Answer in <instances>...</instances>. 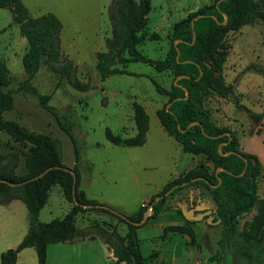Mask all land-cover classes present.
Returning <instances> with one entry per match:
<instances>
[{
    "label": "rangeland",
    "instance_id": "1",
    "mask_svg": "<svg viewBox=\"0 0 264 264\" xmlns=\"http://www.w3.org/2000/svg\"><path fill=\"white\" fill-rule=\"evenodd\" d=\"M134 1L137 3L139 0ZM217 1L151 0L148 32L157 33L159 39H146L138 46V50L153 59L165 58L171 44L169 35L173 24L188 13ZM22 2L32 16L52 12L60 20L55 57L53 60L43 57L41 68L32 82L41 93L52 94L49 103L72 124L80 152L78 162L71 138L56 118L40 105L38 96L31 92L16 91L25 75L22 58L28 44L8 8H0V57L9 68V88L15 92L14 106L3 117L55 138L59 142L64 164L68 167L77 164L78 173L87 182L90 195L127 214L133 213L144 200L154 196L169 179L183 171L193 157L196 158L182 150L178 141L162 127L157 116L158 109L168 107L169 97L157 91L153 79L170 88L175 80L172 72H159L154 66L143 62L118 63V67H126L132 74L118 73L101 79L96 67L97 53L108 51L110 43L119 37L117 25L111 20L112 0ZM224 47V77L227 82L235 84L236 91L232 97L223 99L222 106L221 100L216 98H208L206 106L211 109L217 124L229 122L234 127L246 150L251 145L263 152L260 141L253 140L254 130L259 127V123L239 108L236 100L245 108L264 111V73L247 69L252 64L264 67V22L258 20L252 25L243 26L239 31L229 32ZM68 61L72 63L70 74L57 86L59 68ZM134 102L142 104L149 116L146 141L132 146L110 142L106 137L107 128L115 136L123 138L136 135ZM216 111L220 114L224 112L225 115H216ZM239 148L242 149L241 145ZM27 151L25 146L0 130V169L15 164L16 172L23 174ZM262 165L258 201L238 218L234 239L222 261L216 257L222 225L213 220L214 209L206 202L207 197L202 196L205 204L200 206L204 209L198 210L196 214L204 210H210L211 213L189 223L193 236L168 233L167 237H163L162 231H156L154 225L164 220L163 225L171 223L169 213L161 214L158 221L149 220L144 225L146 237L141 241L140 248L146 258L145 264H264V226L253 238L244 233L245 223L252 220L260 200L264 198V159ZM178 197L169 199L172 212H177L175 202ZM69 207L70 203L64 198L60 187L56 186L40 216L45 222L51 221L61 217L65 208L67 210ZM23 208L27 210L24 205ZM77 224L86 229L92 224L119 225L116 219L99 209L80 214ZM118 227L122 231L125 229L124 225ZM90 230L89 237L100 236L96 230Z\"/></svg>",
    "mask_w": 264,
    "mask_h": 264
},
{
    "label": "trees",
    "instance_id": "2",
    "mask_svg": "<svg viewBox=\"0 0 264 264\" xmlns=\"http://www.w3.org/2000/svg\"><path fill=\"white\" fill-rule=\"evenodd\" d=\"M0 8L10 9L28 44L22 58L25 75L16 91L31 92L38 96L40 105L56 118L60 127L71 138L78 162L80 152L72 124L49 103L52 94L41 93L32 82L41 68L43 57L47 56L50 60L55 57L59 40V18L52 12L32 16L22 0H0ZM150 9L151 0H139L137 3L134 0H112L111 20L117 25L119 37L117 41L110 43L108 51L97 53L96 67L102 80L112 74H132L126 67H118V63L126 65L130 62H143L154 66L159 72L171 71L175 80L170 88L153 79L157 91L168 96L170 103L168 107L158 109L157 116L166 132L182 145L183 151L199 156L200 161L184 174L168 181L147 203L140 205L131 214L88 198L79 188L77 164L74 167L64 164L59 142L55 138L29 130L15 120L3 117L14 106L15 91L9 88V68L0 57V130L28 149L23 174L16 172L15 164L10 168L0 169V180L25 182L18 186L0 182V203L21 199L28 208L29 218L26 235L17 247L2 252L0 264H15L18 253L28 246L36 248L37 264H47L49 243L76 242L96 237L101 238L113 252L115 259L110 260L109 264H145L146 258L141 253L137 229L162 212L171 211L169 199H175L177 195L178 202L186 201L191 206H196V199L190 201L188 198L191 190L199 191L201 199L205 196L215 204L213 220H219L222 225L216 257L222 261L234 239L238 218L258 201V181L261 175L258 158L239 148L238 136L233 130L213 120L212 111L206 106L205 100L207 97H222L226 100L235 94V84L227 82L223 73L226 62L225 37L229 32L239 31L243 26L252 25L258 20L264 22V0H218L188 13L185 18L173 24L169 35L170 48L163 59L150 58L138 50V46L146 39H159L157 33L148 32ZM71 68L70 61L60 66L57 86L64 77L69 76ZM247 69L264 73V67L254 64ZM236 105L256 122L264 117V111L256 112L245 108L238 100ZM133 107L136 135L123 138L115 136L107 128L106 137L110 142L128 146L145 142L149 128L148 113L138 102H134ZM193 122L195 123L192 124ZM49 167L52 168L43 176L32 179ZM72 171L76 173V197L79 203L100 207L85 208L74 203ZM55 184L62 187L72 207L60 219L41 222L40 211L47 201L49 190ZM151 204L153 210L148 220L142 225H136L135 222L142 220ZM97 209L116 219L120 226L124 225V231L117 224H92L88 229L78 226L80 214ZM176 210L182 214L179 207ZM192 222L193 220L186 219L185 224L166 225L163 236L168 233L193 236V229L189 224ZM263 226L264 198L260 200L258 211L252 220L245 223L244 233L253 238ZM90 229L96 230L100 236L89 237V232L92 231Z\"/></svg>",
    "mask_w": 264,
    "mask_h": 264
},
{
    "label": "crops",
    "instance_id": "3",
    "mask_svg": "<svg viewBox=\"0 0 264 264\" xmlns=\"http://www.w3.org/2000/svg\"><path fill=\"white\" fill-rule=\"evenodd\" d=\"M208 98H213V97H207V99L205 100V103H206V101H208ZM223 99L224 98H222V97L219 98V100H221V106L224 103V102H222ZM215 114L219 115V116L225 115L224 112H221V114H220L219 111H216ZM257 123H259V127L256 130H254L255 134H254L253 140H254V142L260 141V143L262 144V146L264 148V117ZM221 125L227 126L228 128H230L231 130L234 131V127L229 122L221 124ZM148 130H149V128H148ZM146 138H147V133H146ZM238 140H239V143L242 147V149H241L242 151H244L246 153L253 154L258 158L260 165H261V171H263L262 161L264 159V150H263V152H261L259 149H257L256 147H253L251 145L248 146V150H246L245 149L246 147L243 146L242 140L240 139L239 136H238ZM126 146H128V145H126ZM180 146L182 148L181 144H180ZM195 156H196V158L193 157L192 160L187 163V166L184 167L183 171L179 172L178 174H176L171 179H173L175 177H179L180 175L184 174L189 169L194 167L199 162V156H197V155H195ZM79 177H80V175H79ZM171 179H169L168 181H170ZM87 185H88L87 182H84L80 177L79 188L85 192L87 197L91 198V199L98 200L99 202L105 203L104 201H101L99 198L95 197L94 195H90L87 191ZM56 186H59L62 193H63V189L59 184L53 185L51 187V189L49 190V195H48L46 203L48 202V199L51 195L52 190ZM63 196L66 199L64 193H63ZM192 197H193V199H192ZM151 198L152 197H150L147 200H144L141 203V205L147 203ZM188 198L190 201H193L194 199H196L197 204L195 207H197V208H201L200 205L205 204L204 200H202L201 197H199L196 190H193V191L191 190L188 194ZM205 200L207 203L211 204V206L213 207V209L215 211V204L213 203V201L210 198H207ZM66 201H68V200L66 199ZM21 203H23V204H21ZM46 203L44 204V206L46 205ZM23 205L26 207L27 210H24ZM44 206L42 207V209L44 208ZM190 206H191V204L189 202H186V201H179L178 202V201H176V207H179L181 209L182 214H179L177 212H172V211L162 212L161 214L169 213L171 215L169 217L171 223L164 224V225L166 226V225H171V224H185L186 217L184 216V213L187 212L188 209H190ZM71 207H72V204L70 203L69 209L66 210V208H65V212L63 213V215L61 217H57L54 219L62 218L71 209ZM42 209H41V211H42ZM41 211H40V214H41ZM40 214H39V221L45 222L41 218ZM169 214H168V216H169ZM160 215H158L155 218H151L149 220L158 221L159 217H161ZM54 219H52V220H54ZM169 219H167V220H169ZM197 220H199V219H197ZM165 221L166 220H164L163 222H165ZM163 222L158 223V224L155 222V224H157V225H154V228L156 231H158L160 233H161V231L163 232V228L165 227L163 225ZM28 228H29L28 208H27L26 204L21 199H18V198L12 199L9 203H6V204L0 203V263H1L2 252L6 251L7 249H10V248L17 247V245L22 241V239L26 235ZM144 230H145L144 225L137 229V235H138V238L140 239V243L146 237ZM163 234H164V232L162 233V235ZM170 234H172V233H170ZM163 237H167V235L163 236ZM113 259H115V257H113L112 250L109 249L108 245L99 237H96L93 239L76 241V242L49 243L47 245V264H108V262L110 260H113ZM37 263H38V256H37L36 248L34 246H28V247H25L24 249H22L18 253L17 260L15 262V264H37ZM120 264H125V263L122 262Z\"/></svg>",
    "mask_w": 264,
    "mask_h": 264
},
{
    "label": "water",
    "instance_id": "4",
    "mask_svg": "<svg viewBox=\"0 0 264 264\" xmlns=\"http://www.w3.org/2000/svg\"><path fill=\"white\" fill-rule=\"evenodd\" d=\"M226 17V19H227V16H225ZM202 72V71H201ZM188 95V90H186V96ZM170 105V103L168 104V106ZM195 122H193L192 124H194ZM52 167H49L48 169H46L44 172H42L41 174H39L38 176H35L34 178H32V179H36V178H38V177H40V176H43L48 170H50ZM217 170H219V169H217ZM243 173V172H242ZM72 174H73V177H74V186H73V190H72V192H73V199H74V203L75 204H77V205H79V204H81V203H79V201L77 200V197H76V181H77V178H76V173L74 172V171H72ZM0 182H7L8 184H10L11 186H18V185H22L23 183H25V182H19V183H14V182H10V181H8V180H5V179H3V180H0ZM193 191V190H192ZM159 198V197H158ZM157 198V199H158ZM192 199H193V197H192ZM83 207H85V208H93V207H100V205H94V204H81ZM204 208H197V207H193V206H191V208L190 209H188L187 210V212H185L184 213V216L187 218V219H189V220H195V219H202L205 215H208V214H210L211 213V211L210 210H204V211H202L200 214H196V212L198 211V210H203ZM152 210H153V204H151L150 205V209H148L146 212H145V214H144V216H143V218H142V220L140 221V222H135V224L136 225H142V224H144L147 220H148V218L150 217V215L152 214ZM196 210V211H195ZM218 222H219V220H218Z\"/></svg>",
    "mask_w": 264,
    "mask_h": 264
},
{
    "label": "built area",
    "instance_id": "5",
    "mask_svg": "<svg viewBox=\"0 0 264 264\" xmlns=\"http://www.w3.org/2000/svg\"><path fill=\"white\" fill-rule=\"evenodd\" d=\"M148 209H150V206H148Z\"/></svg>",
    "mask_w": 264,
    "mask_h": 264
}]
</instances>
